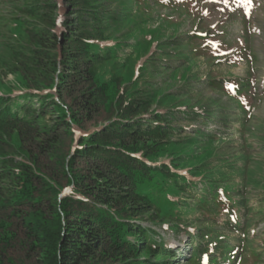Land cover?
I'll return each instance as SVG.
<instances>
[{"label":"trees","instance_id":"obj_1","mask_svg":"<svg viewBox=\"0 0 264 264\" xmlns=\"http://www.w3.org/2000/svg\"><path fill=\"white\" fill-rule=\"evenodd\" d=\"M206 1L65 0L67 18L62 0L0 1V264H169L168 233L184 264H264V78L230 71L258 61L248 14L208 28ZM150 68L219 97L154 107L172 96Z\"/></svg>","mask_w":264,"mask_h":264},{"label":"rangeland","instance_id":"obj_2","mask_svg":"<svg viewBox=\"0 0 264 264\" xmlns=\"http://www.w3.org/2000/svg\"><path fill=\"white\" fill-rule=\"evenodd\" d=\"M2 1V0H0ZM63 2V8H62V13L66 16H68L69 12H68V8H65V0H62ZM208 6L207 9L204 8L203 12L205 14H207V24H208V28H214L215 24H217L222 17L227 18L228 16V12L229 11H236L238 13L242 14H248L249 16V22H248V28L251 31V39L249 41L251 47L254 49L256 55L258 56V61L257 64L254 65L253 68H251V66H249V64H247L246 60L241 59V58H237L236 60L238 61V63L232 64L230 65V71L233 73H237V74H244L246 73L248 70H251L255 76L257 77V81L262 82L263 78H264V0H251V2H249V0H217V2H211L210 0H207L205 2ZM211 3H215V5H212ZM210 4V5H209ZM10 5H7V3H0V15L3 16V13L6 14V10H10L11 8L9 7ZM67 14V15H66ZM72 15H70V18ZM134 16V15H133ZM133 16L127 17L130 18L129 20L133 21ZM127 20V19H126ZM132 23V22H131ZM131 23L129 24L128 21L125 23L120 24V26L118 27V30L116 31L117 34H121L122 32H130V29L132 31V36L129 38V42H132L133 37L135 36L136 38L140 39L141 35H143V32L140 28L134 27V23L132 24V28H131ZM154 26L158 27L162 26L159 22L157 21H153L152 23ZM160 24V25H159ZM243 27H244V23L242 22V20L240 19L239 21H236L235 24L233 26H231V29L233 31H235V33L232 35L233 37H235L238 34V37L241 43H244V37H243ZM161 29V28H160ZM184 31L187 29H191V25L188 24L186 26V28H183ZM182 29V31H183ZM162 30V38L165 39L167 37H170V35H168L170 32L172 34V36L175 34L174 31L170 30L166 31L165 29H161ZM6 31V30H4ZM3 33V25L2 22H0V43H6V41L8 40L6 35L2 36ZM127 35V34H126ZM156 41V40H155ZM164 42H166L165 40H163ZM153 43V42H152ZM234 44H236V42H233ZM154 45H156V42L153 43V47L151 48V50H153L155 47ZM142 47V46H141ZM138 49V50H137ZM150 49V48H148ZM129 52L131 50H128ZM146 50H144L143 48H136V50L134 51V55H133V60H137L136 63V69H139L142 64L145 63L146 60H148L149 55L148 53H145ZM0 52L5 53L6 49L3 48V45H0ZM151 54V52L149 53ZM203 59V58H202ZM179 63V61H176V63ZM224 64L222 66H220V68L222 70L227 71V66L228 64H226L225 62H223ZM155 67V66H154ZM205 67V64H203V68ZM152 69V68H150ZM162 71V70H160ZM152 78H153V86L155 87V91H157V93H159L161 95V97L166 98L165 96L171 95L172 98L169 97V99L165 102L162 103L160 102L158 105L157 103H153L154 107H168L170 104L178 105L181 104L183 101L188 102L190 104H195L197 102L196 99H198V96L201 98H204V101H202L203 104H206L210 99L206 100V97L209 96V94H214V92H212L209 89H204V92L202 90V93L197 96H189L186 94L187 90H188V86H185L183 84V82L181 80H174L172 77V72L168 71H164V72H159L157 73L155 68L152 69ZM125 75H127V71L125 73ZM3 82L9 84L11 82L14 81L15 82H19L18 78L16 77L15 74L12 73H8L7 75L3 76ZM190 84L194 87V88H201L204 87L205 84L201 83V82H197L194 79L190 80ZM1 87V86H0ZM216 96V95H215ZM188 97H192L191 99H188ZM216 97H219L216 96ZM223 99H225L224 96H222ZM195 101H194V100ZM193 100V101H192ZM170 101H172V103H170ZM162 103V104H161ZM255 113H260L262 117H264V100L260 103V105L258 106L257 109L254 110ZM181 147V146H180ZM177 152H182V153H187L188 155H191V153H199L202 151V146L199 143H194L192 145H187L185 148L180 149L178 148L176 150ZM145 224H150V222L145 221ZM158 230L164 234V231H162L161 228H158ZM167 239L169 240V242L172 243V246H174V248H180L179 249V257H177L175 260H171V262L169 264H172V262H176L175 264H184L185 260H184V255L185 252L187 251V248L189 247L188 242H187V237L185 236L184 233H179V234H174V233H168L166 235ZM157 255L155 254L154 256V260L157 261ZM228 264V262L226 263Z\"/></svg>","mask_w":264,"mask_h":264},{"label":"snow or ice","instance_id":"obj_3","mask_svg":"<svg viewBox=\"0 0 264 264\" xmlns=\"http://www.w3.org/2000/svg\"><path fill=\"white\" fill-rule=\"evenodd\" d=\"M249 2H251V0H249Z\"/></svg>","mask_w":264,"mask_h":264}]
</instances>
